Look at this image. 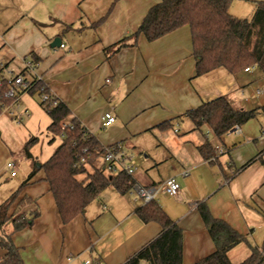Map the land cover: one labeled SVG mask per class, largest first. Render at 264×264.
Here are the masks:
<instances>
[{
  "label": "crops",
  "instance_id": "0c3cea01",
  "mask_svg": "<svg viewBox=\"0 0 264 264\" xmlns=\"http://www.w3.org/2000/svg\"><path fill=\"white\" fill-rule=\"evenodd\" d=\"M159 1L0 2V61L6 72L17 75L25 61L35 59L40 83L104 148L118 144L129 158L143 154L142 168L133 172L127 194L107 188L66 224L42 170L28 181L31 170L20 180L16 171L13 177L9 172L13 180L0 185V205L19 192L0 232L10 235L23 264H124L161 231L156 223L144 224L135 215L145 203L134 186L153 188L171 178L179 185L178 197L159 192L154 201L182 231V264H193L215 250L197 211L200 203L243 237L227 254L232 264L249 257V246L264 245V116L221 137L206 126L195 130L182 117L219 97L235 109L264 106V74L254 66L238 74L216 69L196 76L188 26L153 42L139 35L134 45L105 53L135 33ZM259 1L264 0H233L229 12L250 19ZM56 38L63 48L51 46ZM39 104L38 91L20 93L4 110L23 121L25 129L19 133L6 114L0 115V141L6 140L9 151L22 149L41 126L48 128L50 119ZM105 114L114 118L109 126H103ZM168 121L170 129H158ZM206 141L214 150L210 160L198 152ZM99 165L102 170V160ZM34 213L29 227L13 230L12 220ZM4 255L0 248V258Z\"/></svg>",
  "mask_w": 264,
  "mask_h": 264
},
{
  "label": "trees",
  "instance_id": "16d2710c",
  "mask_svg": "<svg viewBox=\"0 0 264 264\" xmlns=\"http://www.w3.org/2000/svg\"><path fill=\"white\" fill-rule=\"evenodd\" d=\"M232 1L160 0L149 9L135 33L106 48L105 53L109 55L120 48L134 45L139 35L153 42L182 26H188L196 76L216 69L238 74L254 66L264 74V1L254 2L255 8L250 19L232 16L229 12ZM129 41L132 43L129 44ZM30 61L36 63L35 59ZM17 75H22L32 84L31 90L24 93L33 94L38 91L39 96L45 94L50 99L40 101L39 105L50 119L47 131L54 137H60L61 143L48 160L39 166V170L44 172L62 223L66 224L82 214L107 188L114 189L120 195L127 194L132 187V177L125 173L106 175L101 170L99 161L105 148L96 137L87 132L76 119H72L70 110L51 97L49 91L35 80L27 68L24 67ZM8 78L6 67L3 66L0 72V115L15 104L17 98L5 97ZM259 115L264 116V106L249 111L240 110L235 109L225 97H219L202 103L182 117L187 118L195 130L206 126L216 137H221ZM62 123L69 124L71 129L61 130ZM171 127L168 121L160 124L158 129L164 131ZM35 142L36 139H30L25 143L23 151L26 158H31L29 149ZM198 152L204 160L214 157V150L207 141L198 147ZM34 174L35 170L30 173L27 181ZM79 176H83V179L79 180ZM18 192L0 205L1 227L6 222L5 213ZM197 211L215 250L193 264H232L227 254L244 241L243 237L225 222L215 219L205 203L198 204ZM35 215L28 218L18 216L12 220L13 230L29 227ZM135 215L144 224L156 223L161 231L124 264H182V231L163 209L152 200L137 208ZM0 248L5 251L0 264H23L10 235L3 231L0 232ZM249 248V257L239 264H264V245Z\"/></svg>",
  "mask_w": 264,
  "mask_h": 264
},
{
  "label": "built area",
  "instance_id": "2783aa9c",
  "mask_svg": "<svg viewBox=\"0 0 264 264\" xmlns=\"http://www.w3.org/2000/svg\"><path fill=\"white\" fill-rule=\"evenodd\" d=\"M63 45H60V48H63ZM25 68L29 70V72L33 75L35 80L37 82H40V79L35 75L34 69L36 68L37 64L32 63L31 61H25L24 62ZM3 64L0 61V72L3 68ZM250 68H246L244 71H249ZM32 88V84L29 81H26V79L22 75H11L7 80V90L5 93V97L9 99L16 98L20 93L29 92ZM42 90L40 89V92ZM49 97L45 94H42L40 96V101L46 102L49 101ZM114 122V118L110 116L109 114H105L104 116V123L103 126H109ZM71 127L67 123L61 124V130H70ZM103 163L102 171L107 173L108 175H116L119 173H125L132 177L133 174V167L131 164H129L130 158L123 152L120 145H113L110 147L105 148L103 156L101 158ZM6 168L10 172V176H15L14 171V164L8 163L6 165ZM135 192L138 194V196L144 201V203H148L152 200H154V196L159 192H164L167 195L177 198L179 195V185L175 181V179L171 178L163 183L159 184L156 187L153 188H147L143 189L137 185L134 186ZM83 264H101L99 261H93V260H86Z\"/></svg>",
  "mask_w": 264,
  "mask_h": 264
},
{
  "label": "rangeland",
  "instance_id": "374dc122",
  "mask_svg": "<svg viewBox=\"0 0 264 264\" xmlns=\"http://www.w3.org/2000/svg\"><path fill=\"white\" fill-rule=\"evenodd\" d=\"M0 2H2V0H0ZM0 6H2V4ZM0 17H1V9H0ZM12 69L16 73L17 67L12 66ZM6 73L9 77L11 76L10 73L8 72ZM3 114H6L5 116H7L9 122H11V126L13 127V130H16V132L19 133L25 129V127L22 126L23 121L20 120L19 117L14 116V114L10 115L6 112ZM13 130H11V134H10L11 139L15 137V135L13 136ZM30 139H36V142L29 149V153L33 156V157L31 156L32 157L31 159L25 157L23 148L20 149L19 151L11 152L7 148L8 146L6 144V140H4V142L0 141V180L2 181L0 185H4L13 180L8 177L9 170L6 168L7 163L14 164L15 166L14 171H16V175H17L16 179L20 180L27 171L35 170L36 173L39 170L38 168L39 163L46 161L61 143V138L52 136L47 131L46 126L45 127L41 126V130L39 131L36 130V132L32 134L29 140ZM34 158L35 160H33ZM142 160H143V154L137 153L134 158L131 156L129 160V164L132 165L133 171L136 172L137 170H140L142 168L141 166ZM89 171L91 172V169H89ZM105 174L108 175L106 172ZM78 179L79 180L83 179V176H79Z\"/></svg>",
  "mask_w": 264,
  "mask_h": 264
},
{
  "label": "water",
  "instance_id": "95a60500",
  "mask_svg": "<svg viewBox=\"0 0 264 264\" xmlns=\"http://www.w3.org/2000/svg\"><path fill=\"white\" fill-rule=\"evenodd\" d=\"M61 44V40L59 38L54 39V41L52 42L51 46L54 47H58Z\"/></svg>",
  "mask_w": 264,
  "mask_h": 264
}]
</instances>
